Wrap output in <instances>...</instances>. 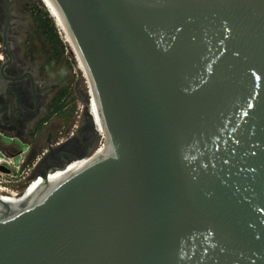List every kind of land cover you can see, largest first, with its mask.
<instances>
[{
    "label": "water",
    "instance_id": "water-1",
    "mask_svg": "<svg viewBox=\"0 0 264 264\" xmlns=\"http://www.w3.org/2000/svg\"><path fill=\"white\" fill-rule=\"evenodd\" d=\"M53 1L107 142L1 200L0 264H264V0Z\"/></svg>",
    "mask_w": 264,
    "mask_h": 264
},
{
    "label": "flooded vegetation",
    "instance_id": "flooded-vegetation-1",
    "mask_svg": "<svg viewBox=\"0 0 264 264\" xmlns=\"http://www.w3.org/2000/svg\"><path fill=\"white\" fill-rule=\"evenodd\" d=\"M40 16L46 14L38 0H0V132L25 142L30 159L42 153L36 173L72 163L97 143L86 93L65 52L44 32ZM78 103L81 113L76 110ZM91 112L96 122L94 103ZM75 113H79L77 123H72ZM96 123L102 129L99 118ZM0 147L2 153L13 155L23 150L2 145L1 139Z\"/></svg>",
    "mask_w": 264,
    "mask_h": 264
},
{
    "label": "built area",
    "instance_id": "built-area-1",
    "mask_svg": "<svg viewBox=\"0 0 264 264\" xmlns=\"http://www.w3.org/2000/svg\"><path fill=\"white\" fill-rule=\"evenodd\" d=\"M0 59H3L1 53ZM28 152L27 148L15 155L3 153L0 156V166L9 170L0 168V209L1 200L9 203L15 197H22V194H26L32 186L34 189H38L50 182L51 176L58 169L64 168V166L52 167L46 172L36 173L35 168L42 157V153L30 159Z\"/></svg>",
    "mask_w": 264,
    "mask_h": 264
},
{
    "label": "bare ground",
    "instance_id": "bare-ground-1",
    "mask_svg": "<svg viewBox=\"0 0 264 264\" xmlns=\"http://www.w3.org/2000/svg\"><path fill=\"white\" fill-rule=\"evenodd\" d=\"M45 2V4L47 5L51 15L55 18L60 31H62L65 40L70 44L72 50L74 51V53L77 56V59L79 61V67L82 70L84 76L86 77V79L88 80L89 86L92 90V92L94 93V96L96 97L95 94V88L93 85V82L89 76V73L85 67V63L84 60L78 50L77 44L75 42V39L72 35V32L63 16V14L60 12V10L58 9V7L56 6V4L54 3L53 0H43ZM92 98H93V103H94V112L96 115V122H98V118L100 121V125L102 126V130L104 132V134L106 135V137H108V133L106 131V128L104 126V122H103V118L102 115L100 113L99 110V104L97 107V102L95 100V98L93 97V95L91 94ZM100 127V126H99ZM105 145H102V147H100L99 149H97L95 154H99L100 152H102L104 150ZM88 162H90V158L89 157H84L81 159H77L75 161H73L71 164H69V166L64 167V168H69L72 165H74L70 170L64 171L62 173H59L61 170H63L64 168L58 169V171L53 174L50 178V183H54V182H58L60 180H62L63 178L67 177L68 175H70L71 173H73L74 171L78 170L79 168H81L82 166H84L85 164H87ZM40 188V187H39ZM34 189V187L32 186L29 191L26 192L25 195H23L22 197H15L14 199H12L9 203L14 204V205H20L24 202H26L29 198L33 197L40 189Z\"/></svg>",
    "mask_w": 264,
    "mask_h": 264
},
{
    "label": "rangeland",
    "instance_id": "rangeland-1",
    "mask_svg": "<svg viewBox=\"0 0 264 264\" xmlns=\"http://www.w3.org/2000/svg\"><path fill=\"white\" fill-rule=\"evenodd\" d=\"M38 4L41 8V10L45 13L48 14V16L50 18H52V20L54 21V24L57 28L58 34L60 36V39L62 40L64 47H65V57L67 60V64L68 66L71 68L73 75L75 76V79H78L80 81V84L82 86V89L85 93L90 92V94H94L89 86L88 80L86 79V77L84 76L82 70L79 67V61L77 59L76 54L74 53V51L72 50L70 44L65 40L64 35L62 33V31H60V28L55 20V18L51 15L47 5L45 4V2L43 0H38ZM95 100L97 102V98L95 97ZM98 104V102H97ZM95 106V105H94ZM81 109H82V103H78L76 110L81 113ZM79 113H75L71 119L72 123H77V119H78V114ZM88 118L89 121L91 123V125L93 126V130L95 131L96 135H97V143L95 148L97 147H102V145H105L107 142V137L104 134L103 130L98 126V124L96 123V127L98 128V131L95 129L94 125H93V118L91 117L90 113H88ZM5 140L12 141L10 138H6ZM15 143L17 144V146L20 147V149H27V144L25 142H22L20 140H16ZM94 148V149H95ZM96 148V149H97ZM93 149V150H94ZM92 150V151H93ZM2 150H0V156L2 155Z\"/></svg>",
    "mask_w": 264,
    "mask_h": 264
},
{
    "label": "trees",
    "instance_id": "trees-1",
    "mask_svg": "<svg viewBox=\"0 0 264 264\" xmlns=\"http://www.w3.org/2000/svg\"><path fill=\"white\" fill-rule=\"evenodd\" d=\"M40 22H41V26L43 27V30L45 33H47L49 39L51 40V42L56 46V47H60L61 48V52H65V47L64 44L62 42V40L60 39V36L58 34L57 28L54 24V21L52 20V18H50L48 16V14H46V17H42L40 16Z\"/></svg>",
    "mask_w": 264,
    "mask_h": 264
},
{
    "label": "crops",
    "instance_id": "crops-1",
    "mask_svg": "<svg viewBox=\"0 0 264 264\" xmlns=\"http://www.w3.org/2000/svg\"><path fill=\"white\" fill-rule=\"evenodd\" d=\"M1 148L3 149V147H0V149H1ZM3 151H5V150L3 149Z\"/></svg>",
    "mask_w": 264,
    "mask_h": 264
}]
</instances>
